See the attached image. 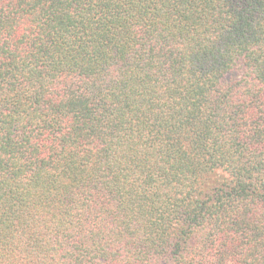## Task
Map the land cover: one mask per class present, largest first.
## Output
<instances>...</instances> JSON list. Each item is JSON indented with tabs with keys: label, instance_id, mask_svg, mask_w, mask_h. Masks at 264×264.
Here are the masks:
<instances>
[{
	"label": "trees",
	"instance_id": "trees-1",
	"mask_svg": "<svg viewBox=\"0 0 264 264\" xmlns=\"http://www.w3.org/2000/svg\"><path fill=\"white\" fill-rule=\"evenodd\" d=\"M0 264H264V0H0Z\"/></svg>",
	"mask_w": 264,
	"mask_h": 264
}]
</instances>
